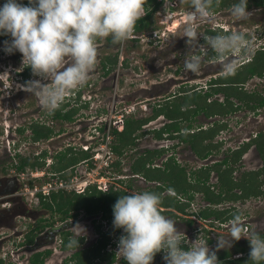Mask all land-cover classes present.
Here are the masks:
<instances>
[{"label":"rangeland","instance_id":"1","mask_svg":"<svg viewBox=\"0 0 264 264\" xmlns=\"http://www.w3.org/2000/svg\"><path fill=\"white\" fill-rule=\"evenodd\" d=\"M230 1L231 4L221 5L217 11L213 10L212 16L210 18L198 22L200 24L199 31L202 34L198 36L200 44H202V42L204 41L202 40L203 35L204 37L214 35L211 33H206L208 32V30L219 33L222 29L218 26V24H220V26H223L225 24V21L229 22V20H233L230 14V9L233 4L238 2V0ZM0 5H2L1 2ZM182 6L184 5L178 2L177 6L171 7L174 8L173 10L163 8L161 9V12L159 14L156 12L152 17L153 24L146 30L134 31L132 34L134 36V39H132L133 37L130 36L126 41L122 43H116L115 46L111 45L113 42H110V40L107 38L98 39V63L93 73L91 74L87 86L80 89V98L89 99L91 97L90 106L79 111V116H76V119L71 122L63 123L57 120H53L51 119L50 115H48V111L45 110L43 111L46 112L47 116L38 118V120L36 119L37 115L42 114H38V112H36L38 110V106L40 105L37 101L38 99L31 93L17 87V85L24 83V78H20L19 75L16 74L18 70L21 71V69L23 68L22 54L18 51H15L11 54L5 53L3 51V43L0 41V159L3 158L4 160L2 164H0V178L4 177L7 174H9V176L16 177L18 185L13 189L12 192L6 194L21 197V199L24 200L27 204L28 208L36 210L37 212V217H35L34 219L27 216H13V218L11 219V225L0 226V240L3 243V248H0V259L4 264H8L9 259V256H6L5 252H8L9 249H13V245H15L17 241H20V239H22V237L16 236L17 233H14V231H12V227H14L17 231H20L22 228H30L35 225L47 226L48 223H52V226L55 227L62 224L60 218L61 214L43 208L41 206L40 197L39 199H37L32 195L31 192L25 190V188L30 189L37 187V189H40L41 187H43V185L49 183L51 185V188H53L54 190H58L60 188L59 181L63 182L64 185L70 184L71 179L67 181V179L61 176L52 177L50 173V165L55 161L54 154H56V151L58 153L60 149L59 146L61 145L63 140H65V138H69L70 140H72L75 137H80L78 135V131L75 130V128L78 127L77 123H83V126H85V124L87 123H91L92 121L88 120L94 117V112L96 108H99V105H108L107 114L112 113L114 106H118V109L120 107L127 109L131 108V106H134L135 111L132 113V117L138 116L140 118H145L152 114L153 108L158 102H160V104L162 103V105L168 102L161 99L159 101V98H153L154 94L163 93V96L165 95L164 97H167L174 91L177 93L178 91L184 90V87L177 86L178 84H182V80L179 78L181 76L183 78L185 74L183 68L184 60L189 54H180V52H184L183 47H189V45L185 43L187 38L180 35L183 31L182 26L185 22L180 23L178 20L173 19L174 15L177 16L176 13L180 9H182ZM247 10L252 13L251 17L247 20L239 21V23L236 22L235 26L241 25L239 27V30L246 34L247 48L249 47V44L252 45L251 48L262 46L264 45V9H255L254 5L250 3L249 7H247ZM168 12L172 13L173 16L168 19V22L160 23L162 16L164 17ZM155 31H158L156 37H154L153 35V32ZM171 47L173 48L172 57L175 58V60L172 67H167V65L170 63V60L166 59L165 54L169 53ZM240 50L243 51L244 47L234 51V53H239ZM116 51H118V63L108 76H104L103 70H101V61L103 57L108 55L112 56V54H114ZM153 63L159 66H163V68L159 72H156L150 67L153 66ZM176 68L179 72L175 71ZM170 78L177 81L173 80L172 82H170ZM30 79L40 78L31 74L27 78V80ZM42 82L46 81L42 80ZM71 95H73V93ZM169 101H171V99ZM144 106H146L145 110L142 109V107ZM77 118H79V122ZM80 119H85L86 121L83 122ZM32 120L38 121L41 124H47V126L52 127L54 129V133L56 132L55 134L51 135L52 139H48V141L46 140L47 138H40L39 141L34 142L31 137L32 130L30 129V127L28 128V125ZM195 120L196 121L193 123L192 128L199 126L197 124V120L198 123H209L207 119L202 120L198 117ZM95 121L96 119L94 118L93 122ZM162 122L168 123V121L163 119H154L151 123H149V126L146 129L148 130V132L139 129L140 131H138V137L135 140L136 144L128 147L121 156H117L116 154L112 155V160H115L118 157L120 160L119 170L113 168L110 165L107 168L109 176H113L115 178L114 181L117 182V184L113 183L111 185L113 190L125 189L128 190V192H139L153 189L156 186V182L146 180L139 174H133L131 166L141 155L143 151L142 146H145V144H148L151 139H154V133L153 131H151V129L161 127L164 124ZM186 123L187 120L180 121V126L182 129H184ZM19 128H24L23 136L19 135V133L17 132ZM60 128L61 130H63V132L60 134L61 137L56 135ZM80 138V141H78V139H75V142L79 143L86 140L84 137ZM161 138H163V136H161ZM219 138H222L223 144L221 145L219 150L216 151V153H213V155L208 157L207 159L196 156L194 152H192V150L187 147L189 146V144L186 141H183L182 144L178 145L180 149H185V151H180L176 148L171 150V153L175 157L174 161L179 164L178 166L185 169L186 174L188 175V180L193 181V179H195V176H189V173L192 170L197 169L198 167H200V165H204L206 163L210 165L213 162L212 160L221 159L223 153H226V147L228 145L227 143L231 139V130L229 129V127L220 132ZM171 142L174 143L175 141ZM56 144H58V146H56ZM9 150L11 151L12 155L15 152H19V154L12 160L13 166L11 167H9V162L6 161L8 160L7 152H9ZM42 150L47 151L45 164L43 165L44 167L42 166L32 169L30 166H26L25 170H23L22 173H19L16 170L15 161L17 163L21 156L34 159V157L37 155L41 156ZM181 154H183V156ZM250 154L251 152L246 155V158H244L242 162H239L240 168L242 169L239 168V170H237V178L239 177L242 170L253 169L259 166V157L254 153L252 154V158L257 160V163L255 164V162L250 160ZM90 155H92V153H90ZM161 160L162 159L156 156L154 158V161L159 164V167L164 168L163 162L165 161L164 159L163 162ZM167 162L168 164H172L173 159H169ZM89 164L91 165L90 159H88V161L84 163H77L75 165L73 177L71 176L73 178L72 185L74 183L77 184L82 181L80 180L81 176H79V174L85 177V175L83 174L85 168ZM165 167H168V165H166ZM67 172L68 174H70L69 169L67 170ZM76 174L78 176V181H75L76 178L74 176ZM94 176L95 175H93V177ZM119 177H123V179H117ZM11 178L13 179V177ZM95 179L96 177L92 178V180ZM160 182L164 184V182ZM209 182H207V184L210 185V187L213 186V188L217 190V187L215 185L216 178L214 173H212L211 178H209ZM97 183L98 182H96L95 185H97ZM128 183L132 184V187L130 189L126 187V184ZM64 190L67 191V189ZM68 191L71 192L72 190L68 189ZM258 200L261 201L259 202ZM0 201L2 203L0 204V208H3V206H10L11 204V201L2 198L1 195ZM228 202L229 201L222 202L220 205H217V208L220 209L226 207ZM250 203L251 209L257 206V209H255L256 215L264 212V199L262 197H259V199L253 198V200L250 199ZM253 203L256 205H254ZM202 206H206V202H204L203 198V192L195 190L193 194V200H191V203H189V206L187 208V214L191 213L194 210H199V208L201 209ZM175 212L177 214V217H169L166 214L164 215L175 220L177 228L184 232L186 239L185 243H182V245H185L187 247L192 246L194 243H197L200 238H208L207 243L209 245V248L210 250H215L216 254H219L223 251H230L232 253L231 258H238L245 255L244 252L240 253L235 251L237 245H243L247 241V238L244 239L245 237H241L238 241H234L230 247L226 246L225 248H220L218 250L215 248L218 236H223L226 239L229 238V224L231 222V219L225 222L215 220L213 223H210V220L200 219L199 217L193 216L191 214L187 216L179 211ZM80 214V217L73 220V225L79 223L85 229V234L83 235L81 233V235H83L81 237L82 241L80 243V246L78 247V249H83L91 246L99 238V233L97 232L96 227L100 226V230H105L106 226H103L104 223L98 217L101 213H99L98 216L96 214V217H93L92 220H87L88 217H83L84 212L82 210L80 211ZM7 216L8 213L0 212V221L6 223L7 221L5 219L7 218ZM188 218H191L193 220L191 224H188ZM68 232L70 235L69 238L71 239L79 232V229L78 227H72V229ZM123 234V229L121 228L118 231L113 230L110 234L109 242L105 247L106 251L115 253V261L113 264H127V261L121 256V253L118 252V240L119 237ZM61 238L62 236H57L56 241L54 242L51 249L52 253H56V255L60 249L59 244L61 243ZM248 250H250L249 246ZM163 256V250L156 253L151 264H166ZM60 260L61 257L59 255L55 259V264H60ZM18 261L19 260H14V263L17 262L18 264ZM19 262L22 263V261Z\"/></svg>","mask_w":264,"mask_h":264},{"label":"clouds","instance_id":"2","mask_svg":"<svg viewBox=\"0 0 264 264\" xmlns=\"http://www.w3.org/2000/svg\"><path fill=\"white\" fill-rule=\"evenodd\" d=\"M154 2L157 3L156 0ZM146 3L147 0H28L24 4L22 0H4L0 5V36H9L10 39L4 40L3 51L8 54L20 52L23 67H30L31 74L40 78L27 80L17 87L34 95L49 114H54L66 99L78 100L77 94L82 87L87 86L98 63V39L111 37L114 44L126 41L136 31L137 21L145 15ZM214 3L215 0L181 2L190 9L180 34L187 38L185 43L189 45L190 53L184 60V69L193 74L200 73L211 51L223 58L222 73L228 77L237 70L230 55L246 46L247 36L240 31L203 36L206 46L201 47L198 36L202 34L198 22L212 16ZM247 3L248 0H238L232 5L230 14L234 22L251 17ZM156 12L157 9L152 17ZM21 71L18 70L16 74L23 78ZM73 92L75 96L71 95ZM84 104L89 107L90 100H85ZM142 109L145 110L146 106ZM101 110L104 108H97L98 112ZM129 117H132V113ZM157 118L168 123L171 121L164 114ZM149 123L142 124L140 129L145 131ZM62 132L58 130L56 135L61 137ZM51 137L46 140H51ZM65 143L63 140L58 152L72 147ZM95 184L92 185L96 187ZM33 189L25 188L28 192ZM58 190L51 188L49 193L44 194L41 187L32 195L39 199V194L48 197ZM161 206L162 196L147 190L121 195L113 204V226L123 229L124 233L118 240V252L127 264H151L156 253L162 250L166 264H220L216 251L209 248L208 238H200L192 246L183 247L182 243L186 239L184 232L177 228L175 220L162 213ZM68 223L71 225V221ZM70 227H78L79 232L68 241V246L78 248L85 229L79 223ZM241 237L249 241V259L254 264L264 262V235L246 229L241 213H235L231 219L229 238L218 236L215 248L230 247Z\"/></svg>","mask_w":264,"mask_h":264},{"label":"flooded vegetation","instance_id":"3","mask_svg":"<svg viewBox=\"0 0 264 264\" xmlns=\"http://www.w3.org/2000/svg\"><path fill=\"white\" fill-rule=\"evenodd\" d=\"M254 7L255 9H264V5L262 6L254 5ZM237 23H239V21ZM235 24L236 22H234L233 20L231 21L229 20V22L225 21V24L223 26H220V24H218V26L222 29L220 30L219 33H216L215 31H211V30H208V32L206 33L217 35V34H227V33L234 32V31L242 32L241 30H239L240 29L239 27L241 25L235 26ZM202 40H204L203 37H202ZM111 45L115 46L114 43H112ZM205 46H206V40H204L201 44V47H205ZM248 46H249L248 47L249 49L245 46L243 51L240 50L239 53L232 52L230 55L231 61L237 65V70L235 74L243 70L245 67L254 63L257 55H259V53L264 52V45L252 47V48H251L252 46L251 44H249ZM170 49L171 50L169 51V53L165 54L166 59L170 60V63L167 65V67H172L173 62L175 60V58L172 57L173 48L171 47ZM183 51L184 52H180V54L181 53L190 54L188 52L189 51L188 46H184ZM222 59L223 58L217 57L215 56L214 53L209 51L208 56L205 59V63L202 67V71L200 73L193 74L190 71L186 72L184 69L185 74L183 78L182 76L179 78L182 80L181 82L182 84L181 85L178 84L177 86V87H184L183 91H178L177 93L174 91L171 93V95L167 97H164L165 95L163 96V93H157L153 95L154 96L153 98H159V101L160 99L163 101H168L170 99L172 100V98H175L178 95H181L184 98V97H189L190 95L194 93H197V94H201V98H202L200 100L201 107H198L197 113H194V111L191 113V111L197 107L195 104H190L188 106L182 107L183 111H186V113H189V112L191 113L189 118H191L192 121L190 123L191 127L189 128L187 127L188 125L187 124L188 122H187L186 125L184 126V129L180 128V130L178 131H164L162 133L163 138L156 137L155 131L161 130L168 123H166L164 126H161L159 128L151 129V131H153L154 133V139H151L148 144H145V146H142L143 151L141 155L145 156L147 151H149L150 153L152 152L153 153L152 157L154 158L155 156L159 157L160 159H162L161 160L162 162L164 159L165 161L163 162L164 168L162 169H166L165 166L170 165L167 162L169 159H173L172 163H176L174 161L175 157L171 153V150L176 148V149H179L180 151H185V149H180L178 146L182 144L184 141L182 136H185L186 134H194L198 132L199 130H206L210 128L218 129L215 132V135L213 136L211 140L207 139L204 141V143H210L213 145L211 146L213 148L211 149L207 157L203 158V159H207L208 157L212 156L213 153H216V151L219 150V148L223 144L222 142L223 140L222 138H219V134L220 132H222L223 130L229 127V129L231 130V139L227 143L228 145L226 147V153H223L222 158L212 160L213 162L210 165L207 163L204 165H200V167H198L197 169L192 170L189 173V176H191V173L193 171H197L205 167H210L206 184L207 182H209V178H211L212 173L215 174V178L217 182L218 173L214 167L218 163L222 161H226L227 164H222L221 167L222 169H224L227 166H229L233 181L240 182L241 179H245V181H247V179L255 178V180L257 181V185L255 187L259 190V194L250 195L249 197H246L243 199L230 200L226 207H223L220 209L230 208L232 212L241 213L243 221H244V227L246 229L255 230L262 235L264 234V212H261L256 215L255 209H257V206L251 209L250 199L251 200H253V198L259 199V197H262L264 199V173L261 170L264 166V68L262 69L261 74L255 73V74L249 75L243 81L236 82L234 78L235 74L228 76V77H225L223 75ZM152 65L153 66H150V67L156 72H159L163 68V66L156 65L155 63H153ZM101 70H103L102 67H101ZM175 71L179 72L177 68L175 69ZM109 74L110 72L108 74H104V71H103L104 76H108ZM173 80L175 79H172V78L169 79L170 82H172ZM211 91H214V94L209 95L206 98H204L205 94ZM161 105L162 103L160 104V102H158L153 108V111L156 107L158 108ZM214 106H216V109H218V107L219 108L221 107V109L225 108L226 109L225 113L222 114L219 112H215V113L213 112V114H210L209 110H211V107L215 108ZM43 110L45 109L42 108L41 105H39L38 110L36 112H38V114L39 113H42V114L37 115V118H36L37 120L38 118H43L44 116L45 117L47 116L45 112L47 110L45 111ZM160 115H157L156 117L152 118L149 122H152L154 119H156ZM197 117L202 120L207 119L209 123L207 124L203 122L198 123V120H197V124L199 126L192 128L193 123L196 121L195 119ZM34 122H38V121H34V120L30 121L28 128ZM149 122H146V124H148ZM145 131L148 132V130H145ZM17 132L19 133V135L23 136L24 128H22V131L18 130ZM31 133H32L31 135L32 140L34 142L39 141V140H34L33 132L31 131ZM171 141H175V142L172 143ZM262 145H263V150L260 149V146ZM56 146H58V144H56ZM187 147L190 150H192V152H194L190 144ZM9 152L11 155L9 154ZM9 152H7L8 160L6 159L5 160L9 162V167H11L13 166L12 160L14 159L15 156L19 154V152H15L13 155L10 150ZM249 152H251L250 160L255 162V164L257 163V160L252 158L253 157L252 154L254 153L259 157L258 161L260 162V164H258L259 166H257L256 168L242 170L240 172L239 177L237 178L236 172L240 168L239 162H242V160L246 158V155H248ZM194 154L198 156L195 152ZM181 155L183 156V154ZM154 158H152V161L148 163L147 166L150 169H154V170L161 168L159 167V164H157L154 161ZM3 161H4L3 158H1L0 164H2ZM22 172L23 171L19 173H22ZM249 174L251 175L253 174V177L251 175L249 176ZM11 177H13V179ZM117 179H123V177L122 178L119 177ZM114 180L115 178L112 179L107 184V187L105 190H107L113 183L117 184V182H115ZM153 182H156V185L161 183L160 180L153 181ZM17 185H18L17 178L14 176H9V174H7L4 177L0 178V195L2 198L11 201L10 206H7V207L3 206V208H0V212L8 213V216L5 219L7 222L3 223L2 221H0V226L11 225V219L13 218V216L15 217L27 216L33 219L37 217L36 210H32L28 208L27 204L25 203L24 200L21 199V197L14 196V195L11 196V194L10 195L6 194L9 192H12L13 189L16 188ZM210 189L215 190L213 186L210 187ZM233 190L235 193H240L237 187H235ZM168 193L172 194L174 192L168 189H165L162 192V195L163 194L166 195ZM180 200L181 201L184 200L188 202V199L181 198ZM258 201L260 202L261 200H258ZM204 202H206V206H211L213 208H217V205L221 204L219 203L217 205H214V204L212 205L211 203L205 200ZM0 204H2L1 201H0ZM257 205H258V202H257ZM206 206H202V208H205ZM162 209L164 208L161 207V210ZM186 211L188 210L186 209ZM194 211H197V210H194ZM83 212H84L83 217H88L87 220H92L93 217H96L95 216L96 214L98 216L99 213H101L99 212V213H94V214H88L85 211ZM166 215L169 217H172L169 214H166ZM185 215H187V213H185ZM80 216L81 214L79 212L78 215L75 217L71 216L65 219H61L62 224H60L59 226H55V227L52 226V223H48L47 226L35 225L30 228H22L20 231H17L14 227H12L13 228L12 231H14V233H17L16 236L22 237V239H20V241H17V243L13 245V249H9L8 252H5L6 256H9L8 264H17V262L14 263V260L22 261V263L18 261V264H32L30 258L33 257L35 254L40 255V259L42 262L39 264H52V263L55 264V259L59 255L61 257V260L59 261L60 264H74L75 260L73 259L74 258L73 256L75 252L79 250H83L85 248L83 249L82 248L78 249L76 247L65 248L66 247L65 236L67 235V238L70 240L69 238L70 235L68 232L69 230L72 229V227L70 226L73 225V220L77 219ZM98 217L104 223L103 226L104 225L106 226L105 230H101L102 233L107 234L109 230L111 229L110 227L111 223L108 220H105L102 218V213ZM189 219L191 218H188L187 220ZM69 221H71V225L68 223ZM58 235L62 236V238H61V243L59 244V248H60L59 252L56 255V253L55 254L52 253L51 249ZM98 237L100 238L99 234H98ZM98 239L93 244H95L98 241ZM80 243H79V246H80ZM0 248H3V243L1 242V240H0Z\"/></svg>","mask_w":264,"mask_h":264},{"label":"trees","instance_id":"4","mask_svg":"<svg viewBox=\"0 0 264 264\" xmlns=\"http://www.w3.org/2000/svg\"><path fill=\"white\" fill-rule=\"evenodd\" d=\"M233 1V0H232ZM1 4H3L4 0H0ZM24 4H27L28 0H22ZM154 3V4H153ZM262 6L264 5V0H248L247 7L249 4ZM153 4V5H152ZM231 4L230 0H215L213 10L217 11L221 5H229ZM190 6V1L188 2ZM159 4L155 3L154 0H147L145 4V9L147 10L145 15L137 21L136 31H143L148 29L152 24V14L155 12ZM151 9L149 10V8ZM9 39V36H0V41L3 43L4 40ZM107 39L112 41L110 37ZM118 63V51L114 54L103 57L101 61V67L104 71V74H108L111 72ZM264 68V52L259 53L257 55L255 62L251 65L245 67L243 70L237 72L235 74V81L240 82L245 80L249 75L258 73H262V69ZM30 67H23L21 71V75L24 78V83L27 78L31 75ZM183 91V90H182ZM214 94V91L208 92L205 94L206 98L209 95ZM80 97V92L78 93V100ZM175 99V100H174ZM201 94L194 93L189 97H182L178 95L177 98H172L171 101L168 100L166 104L161 105L160 107H156L153 113L145 118H133L129 117L125 120V124L121 129H114V142L112 145V149L117 156H121L128 147L133 146L135 140L137 139V130L141 128V125L156 117L157 115L164 114V116L171 120L170 123L166 124L161 130L155 131L156 137H161L164 131H178L180 130V121L187 120V127H191V118L190 115L194 111L197 113L198 107H201ZM71 101L65 100V102L61 105L59 109L55 111L54 114L50 115L51 119L57 120L59 122H71L76 119V116H79V111L82 108H87L88 105L84 104L83 106H75V102L71 107ZM190 104H195L197 107L191 111V113H186L183 111V106H188ZM211 107L210 114L213 112H219L224 114L226 109L221 107L216 109ZM208 111V112H209ZM207 112V111H206ZM31 130L33 132V139L39 140L40 138H49L54 133V129L47 124H40L39 122H34L31 124ZM186 128V127H185ZM22 131V128L18 129ZM218 129H206L199 130L194 134H187L183 137V140L190 144L191 148L194 152L201 158L207 157L213 147L210 143H204L205 140H211L215 135V132ZM59 131H62L61 128ZM260 149L263 150V145L260 146ZM47 152H43L41 156H35L34 159L23 157L19 158V161L15 163V168L18 172L25 170L26 166H30L32 169L36 167H42L45 164V156ZM90 156L89 152L83 151L79 149L78 151L74 150L73 147L66 148L64 151L58 152L54 155V162L50 165V173L52 177H64L67 181L73 176L74 167L81 160L88 158ZM153 153L147 151L146 155H140L135 162L131 166V170L133 174H139L146 180L151 181H162L156 185L153 189H149L147 191H152L160 194L162 196V209L163 214H169L170 216L177 217L175 211H179L181 213H187L186 207L189 206L190 201L193 199V194L195 190L203 192V198L205 201L211 203L212 205H217L224 201H230L235 199H243L249 197L250 195L259 194V190L255 187L257 185V181L255 178H250L245 181V179H241L240 182H235L231 177V170L229 166L222 169V164H227L226 161H222L215 165V170L218 173V180L215 183L217 190L210 189V185L206 184L210 167H205L197 171H193L191 173V177L195 176V179L188 180V175L184 168L178 166L177 163H172L166 167V169L158 168L155 170L150 169L147 164L152 161ZM114 161V162H113ZM110 164L115 169L119 170V157L113 160ZM44 167V166H43ZM70 170V174H68L67 170ZM264 173V166L261 169ZM104 173V172H102ZM251 174H249L250 176ZM245 176V175H244ZM253 177V174L251 175ZM126 187L130 189L132 184H126ZM240 191V193H235L234 188ZM168 189L174 193H168L166 195H162V192ZM128 190L125 189H115L113 190L110 186L107 190H101L96 188L94 185L87 187L85 192L76 193L75 191L67 192L63 189H59L57 192H52L47 198L39 194L41 206L45 209H49L50 211L61 214V219H65L67 217H75L82 210L88 214L94 213H102V218L108 220L111 223V229L107 234L102 233L100 230V226L96 228L97 232L100 235L98 241L86 247L83 250H79L74 254V264H113L115 261V253L109 252L105 250V247L110 239V234L113 230H120V228H115L113 226V211L112 206L116 202V200L121 195L130 194ZM188 199V202L181 201V198ZM238 212H232L230 208L218 209L213 208L211 206H206L205 208H201L197 211H192L187 215L197 216L200 219L210 220V223H213L215 220H220L225 222L233 217V215ZM213 220V221H212ZM189 224L193 222V220H187ZM264 235V234H262ZM65 248H68L67 235L65 236ZM81 242V239L79 243ZM247 243V244H246ZM187 248V246L182 245ZM248 246L250 247L249 241H246L243 245L239 244L236 246L235 251L240 253H245L244 256L238 258H231L232 253L230 251H223L217 254V258L220 261V264H254L253 261L249 259ZM72 248V247H71ZM32 264L41 263L40 255L35 254L30 258ZM0 264H3V261L0 260ZM264 264V262H261Z\"/></svg>","mask_w":264,"mask_h":264},{"label":"built area","instance_id":"5","mask_svg":"<svg viewBox=\"0 0 264 264\" xmlns=\"http://www.w3.org/2000/svg\"><path fill=\"white\" fill-rule=\"evenodd\" d=\"M185 1V0H183ZM183 1L181 0H156V2L160 5L157 8V13L159 14L161 12V9L163 8H168L173 10L174 8L171 7H175L178 5V2L183 3ZM171 4V6H170ZM182 9H180L176 14L177 16L174 15L173 19L178 20L180 23H184L186 21V17H187V13L190 10L188 6H182ZM159 10V11H158ZM174 12V11H173ZM173 14L168 12L164 17L162 16V19L160 20V23H166L168 22V19L170 17H172ZM179 16V17H178ZM178 17V18H177ZM181 20V21H180ZM158 31L153 32L154 37L157 36ZM131 37L134 38L133 35H131ZM73 96H75V92H73ZM91 97L89 99L86 98H81L79 100H73L71 101V107L73 105V103L75 102V106H82V104L85 103V100H90ZM90 106V105H89ZM98 107H100L101 109L104 108V110H101V112L97 111V108L94 112V117L91 118L88 121H92L91 123H87L85 124V126H83V123L79 122V118H77L78 122V127L75 128L76 131H78V135L80 137H84L86 140L83 142H75V139H78V141L81 140L80 137H75L74 139L70 140L69 138H65L64 141H66L65 145L66 146H70L72 145L73 149L78 151L79 149H82L83 151H87L90 153H92V155H90L88 158H85L83 160H81L79 162V164L84 163L86 161H88V159H90L91 161V165L89 164L84 171V176H82L81 174H79V176H81L82 180L81 182L77 183V184H73L72 185V180H73V176L70 178L71 182L69 185H64L63 182L59 181V186L60 188H67V189H73L76 192L80 193L86 190L87 187H89L90 185L97 183L96 187L98 189L101 190H105L107 187V184L114 179V177H110L109 176V172L107 170V168L109 167V165L111 164V162L113 161L111 159L112 155H113V151H112V141L114 142V135H113V130L114 129H121L124 125L125 119L127 118V116L131 113H133L135 111V107L131 106V108H123L120 107L118 109V106H114V109L112 111L111 114H107L108 112V105L107 106H101L99 105ZM145 108V106L143 107ZM118 110V111H117ZM114 113V114H113ZM96 119L95 122H93V119ZM81 121H86L85 119H80ZM83 127V128H81ZM69 129V128H68ZM72 142V144H71ZM104 172V173H102ZM34 175V174H32ZM93 175H95L94 177H96L95 180H92ZM76 178L75 181H78L77 179V174L74 176ZM84 178V179H82ZM69 179V180H70ZM102 183V185H101ZM70 187V188H69ZM37 188L34 187V189L32 191H30L32 194H34L35 190ZM51 189V185L48 183L46 185H43L42 187V192L44 194L49 193Z\"/></svg>","mask_w":264,"mask_h":264}]
</instances>
